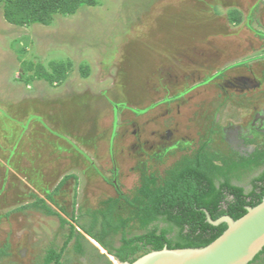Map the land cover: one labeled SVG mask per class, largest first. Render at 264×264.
I'll return each mask as SVG.
<instances>
[{"label": "rangeland", "instance_id": "1", "mask_svg": "<svg viewBox=\"0 0 264 264\" xmlns=\"http://www.w3.org/2000/svg\"><path fill=\"white\" fill-rule=\"evenodd\" d=\"M98 1L48 27L12 26L0 7V250L6 247L0 264H41L69 225L90 227L99 219L92 211L115 196L113 169L118 189L132 197L142 171L162 177L191 149H170L176 138L197 143L208 137L216 111L221 118L264 105V84L220 88L239 77L264 80V0ZM233 10L241 13L239 24L228 21ZM58 60L71 63L59 85L29 80L33 71H23L24 61L50 71ZM167 131L175 135L163 141ZM212 139L215 150L219 135ZM66 175L77 181L54 192ZM249 178L235 184L249 189ZM36 197L66 223L41 210H18ZM126 231L140 233L137 225ZM72 242L62 261L82 264ZM85 249L86 264H104Z\"/></svg>", "mask_w": 264, "mask_h": 264}, {"label": "trees", "instance_id": "2", "mask_svg": "<svg viewBox=\"0 0 264 264\" xmlns=\"http://www.w3.org/2000/svg\"><path fill=\"white\" fill-rule=\"evenodd\" d=\"M98 4V0H0L4 21L20 28L34 25L48 27L57 16L67 17L82 7H95ZM227 17L232 24H239L242 18L238 10L230 11ZM22 65L23 71H33L29 80H43L51 86L62 84L71 71V63L66 60L51 62L50 71L40 63L35 64L32 61H24ZM87 68L80 67L83 78L88 77ZM112 107L115 112L118 110L117 104H112ZM33 118L37 120V117ZM210 152L203 143L193 156L182 157L167 167L162 177L142 171L139 185L132 197L117 189V183L111 182L115 187V196L102 201L101 207L91 213L93 219H99L92 221L90 227L82 229L121 262H133L138 257L150 251L161 250L165 246L168 249H180L199 248L210 244L227 229V225L210 224L207 214L213 221L225 215L237 220L246 214L247 207H255L264 199V170L252 179V189L245 192L243 187L232 184V178L240 177L239 173H235L238 171L237 165H230L227 160H219ZM260 158L264 165L262 154ZM218 161H221L222 166ZM239 166L246 167L244 164ZM71 178L77 181L75 175H66L54 192ZM74 191L73 206L76 200V190ZM30 208L60 218L59 213L51 209L44 198L36 197L34 202L18 210ZM60 220L64 223L62 218ZM96 221L100 225L99 230L93 232ZM160 224L164 226L160 227ZM135 225H138L140 233L129 236L126 229ZM69 227L60 252L48 250L47 262L60 264L59 260L66 246L77 237L75 227ZM173 230L175 235L170 236ZM117 236L119 245L114 246V238ZM75 249L81 250L79 245ZM109 254L107 255L111 257ZM262 261L264 262V248L249 264ZM107 264L111 263L107 261Z\"/></svg>", "mask_w": 264, "mask_h": 264}, {"label": "flooded vegetation", "instance_id": "3", "mask_svg": "<svg viewBox=\"0 0 264 264\" xmlns=\"http://www.w3.org/2000/svg\"><path fill=\"white\" fill-rule=\"evenodd\" d=\"M262 84H264V80L255 81L254 79H251V78L239 77V78H234V81H227L228 86H220V88L224 89L226 87H236L240 91H244L246 89L258 88ZM220 115L222 116L221 111L215 112V119L210 123L207 129L208 137L206 139H203L202 141H200L199 139L197 140V143H196L195 139L189 140L186 138H178V139L176 138L174 141L171 142L170 149L171 148L177 149L181 146V144H183L184 148H187V149L191 148L190 150H188V152H183V154L180 155V157L178 158V160H180L182 157H185V156H188V157L193 156L196 150H198L200 146L203 143H205L206 149L214 153L215 154L214 156L219 158V160L220 159L227 160L228 164L231 165L235 163L237 165L238 171H236L235 173H239L240 177L232 178L233 185L240 186L235 183H238L244 177H248V178L250 177L248 179L250 181L249 189H246V187L244 186H240L244 188L245 192H249L252 189V185H251L252 179L258 177L264 170V165L262 164V161L260 158V154L264 156V105L263 104L261 105L258 102H255L250 107L240 106L239 108L236 109L235 116L230 114L231 116L221 117L223 118L222 120L220 118ZM213 134L219 135V141L215 145L217 149L215 150H213L214 145L212 143ZM170 135L171 137L172 136L174 137L175 133L173 131H167L165 132V136L161 137V139L163 138L164 139L163 141H165L168 137H170ZM194 144L195 146L197 145V147H194ZM159 154L160 153H157V155ZM245 163H248V164H245ZM218 164L222 166L221 161H218ZM243 164L246 167L243 168L242 166H239ZM112 175L113 177L116 178V175H117L116 169H113ZM115 178L112 181L113 183H116ZM109 183H110V186L113 187L115 191V187L111 185V182ZM116 188L118 189V186ZM48 206L51 207L50 205ZM57 213H60V212L57 211ZM47 216H52V215H47ZM60 218L62 217L60 216ZM60 218L58 219L60 223H62ZM64 223H66V220H64ZM159 226L162 227L164 226V224H160ZM137 228H138V225H137ZM81 229L75 228L76 233H78V235L77 237H74L71 240L73 241L70 246L72 254L78 257V259L81 261L82 264H86L88 258H87V251L85 248L88 247V248H91L94 253L93 256H91V258L94 257L97 259H103L104 264H107V261L112 264L111 260L107 257L108 256L107 254H109L108 251L104 249L103 247H101V245L98 244L94 239L88 236L85 233V230H81ZM174 235H175V230H173L170 233V236H174ZM66 238L64 239V241H62V243H60L57 249L50 246L45 250L41 264H53L54 263V261H50V262L46 261L48 250L53 249L56 251V253H59L66 241ZM78 245L80 246V249H81L79 251L75 249V246H78ZM4 249L0 250L1 251L0 256L4 254L5 252ZM99 250L100 251L103 250L105 252L100 253ZM66 254H68V245L66 246L65 250L61 254V257L59 260L60 264H65L66 261L63 262L62 260H63V257L66 256ZM20 255L21 257H23V251L20 252ZM89 261H91V259ZM259 263L257 262L253 264H259ZM262 263L263 261L260 264Z\"/></svg>", "mask_w": 264, "mask_h": 264}, {"label": "water", "instance_id": "4", "mask_svg": "<svg viewBox=\"0 0 264 264\" xmlns=\"http://www.w3.org/2000/svg\"><path fill=\"white\" fill-rule=\"evenodd\" d=\"M246 214L237 220L222 216L207 221L214 225L225 223L227 229L210 244L199 248L150 251L133 262L118 264H249L264 248V199L255 207H247Z\"/></svg>", "mask_w": 264, "mask_h": 264}, {"label": "bare ground", "instance_id": "5", "mask_svg": "<svg viewBox=\"0 0 264 264\" xmlns=\"http://www.w3.org/2000/svg\"><path fill=\"white\" fill-rule=\"evenodd\" d=\"M114 261H115V259H114ZM115 263L118 264L116 261H115Z\"/></svg>", "mask_w": 264, "mask_h": 264}]
</instances>
